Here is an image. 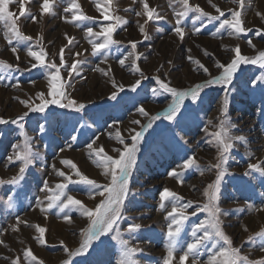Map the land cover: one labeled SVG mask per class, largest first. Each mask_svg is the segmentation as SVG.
I'll return each mask as SVG.
<instances>
[{
  "label": "rangeland",
  "instance_id": "rangeland-1",
  "mask_svg": "<svg viewBox=\"0 0 264 264\" xmlns=\"http://www.w3.org/2000/svg\"><path fill=\"white\" fill-rule=\"evenodd\" d=\"M69 2L70 0H53L52 12L41 13L42 0H29L26 8L36 16L35 21L31 16H19V5L10 4V11L18 18L19 30L24 35L32 37L31 40L13 38L14 34L11 33L6 35L8 29L0 22V61L13 65L18 63L21 69H29L13 72L12 79L0 72V75H5L3 82H0V117L9 120L8 124H0V133H3L0 138V179L10 180L19 173L21 167L20 161H7V157L17 151L15 145L24 143L19 124H12L10 121L27 111L21 101L34 100L39 91L47 92V70L43 67L31 68L29 61L34 58L27 55L28 48L34 51H40L42 48L46 53V64L52 60L60 63L61 48H64L67 64L70 65L76 59L84 60L80 76L73 73L70 78L67 70L62 68L61 83L65 84L66 94L71 93L73 99L87 103L89 108L87 113L73 114L71 110L50 106L49 111L56 109L60 117L52 122L46 135L38 130V125L45 122L43 119L45 114L31 112L23 121L24 131L31 138L34 150L40 152L41 158L29 166L19 189L8 184L0 186V229L6 230L0 232V239L5 242L0 244V264H11V260L17 256L21 258V264H25L23 253L28 248H31L33 255L38 261H43V264H64L68 257L60 242L63 241L70 249L78 247L79 230L86 226L87 218L72 210V222L69 223L63 219L64 213L57 215L59 209L56 207L47 213L41 212L36 206V199H44L46 195H50L42 191L43 183L47 181L50 187L55 188L57 183L62 182V178L57 176L52 168L53 164L57 169L72 175L74 180L77 179L74 171L63 165L61 159H70L89 178L101 184L106 183L107 179L102 174V169L93 164L92 160L95 157L89 156L86 144L99 137L94 147L103 146L108 155L118 157L119 154L113 149L122 146L113 138L115 135L113 129L118 128L128 142V130L135 128L139 131V125L131 122L140 120L142 124L146 123V118L136 109L142 106L150 115H155L162 111L171 99L169 94L153 96L151 89L158 87L155 77L159 76L173 87L186 88L209 78L195 61H199L215 76L219 74L215 61L219 60L222 63L229 61L237 45L241 49V54L246 56L255 57L264 51V34L260 36L256 34L257 29H264V19H261V16H264V0H245L243 9H239V5L231 3L230 0H212V3L217 4L221 10L239 9L242 13L241 19L244 21L243 26L251 28L252 31L229 36L227 30H221L220 35L214 37L211 33L216 30L219 22H209L204 18L193 24L197 13H189L181 25L185 28L183 40L174 32L176 13L183 11L180 0H148L149 6L155 9L156 14L163 17L160 20H150L144 25L149 39H144V34L139 31L137 24V21L144 24L147 19L146 15H136V12L143 10V0H136L135 3L133 0H112L111 4L107 5L109 15L123 17L128 23L120 24L113 32L112 38L119 40L120 44L111 45L109 49H102L95 55L89 41L102 43L104 37L89 35L87 28L92 27L94 32H99L105 25L117 22L105 20L103 13L96 8V3L104 0H76L80 8L66 13L64 9L69 6ZM189 2L193 6L200 5L213 15L217 14L208 0ZM72 15H86L93 19L72 21ZM228 16L229 13L226 12V17ZM195 27H201L199 35L194 33ZM69 37L73 38L71 45L68 44ZM9 39L12 40L11 44ZM38 39L40 45L36 44ZM249 40L255 47L248 44ZM130 42H138L134 57H128L121 66L119 61L133 51ZM11 47L18 48L19 61L11 52ZM77 52L80 53L79 57L75 55ZM105 55L108 56L107 62L104 61ZM189 56H192V61L188 59ZM97 65L105 72H109V75L95 71ZM136 67L148 79L142 80L141 85L133 92L129 86L140 78L139 73L135 71ZM260 71L264 69L259 64L241 65L233 85L229 86L233 87L234 91L230 94L228 117L231 124L235 125L230 131L234 136H245L247 142L236 141L230 150L228 168L231 175L225 177L219 201L222 213H228L221 215L226 234L232 239L233 246L240 247L242 254L248 255L250 260L264 258V252L260 251L264 246V240L259 237L253 241L248 240L249 236H255V233L264 228V211H250L246 207L252 203L255 207L264 208V202L259 197V193L264 191V185L260 183L256 174L244 175L248 163L264 161V90L248 82L249 78L258 75ZM113 78L118 84L125 85L124 91L118 94L116 101L110 99L111 93L118 91L112 86ZM68 82L72 87H67ZM17 83L19 86L13 87ZM224 90L222 85L206 89V95L202 93L203 103L183 113V135L187 141L184 147H178L171 142V130L166 127L168 121H158L153 126L154 130H149L145 135L141 152L138 154V169L130 183L132 195L125 206L124 215L131 219H126L121 225L122 229L127 228L129 223L141 225L138 232L125 236L132 246L141 249L135 256L138 264H162L166 256V230L169 221L166 219V211L159 209V194L165 187L184 197L185 202L187 200L203 202L205 199L202 196L203 189L214 180L215 170L205 171L203 176L195 169L185 170L183 183L170 177L168 173L188 155L195 154L205 169L209 164L217 162V148L214 144L208 143L212 137L204 131V127L207 126L209 132L218 130L207 125V120L212 119L214 125L219 123L220 99L224 95ZM80 115L85 116L92 126L82 129L78 140L69 149L67 145L70 137L75 134L73 133L75 117ZM61 148L64 149L63 152H60ZM248 153L254 155L249 157ZM14 191L19 193L16 206L9 208L6 206L7 196ZM66 191L88 207L94 208L101 199L99 196L91 198L88 187L83 184H69ZM46 204L47 201L41 207ZM165 205L166 210L171 209L169 201H165ZM194 209L195 206L187 209V212L191 213ZM16 216L27 222L20 225L19 231H13L10 227L16 224ZM205 216L206 213L201 212L190 217L181 239L190 241V225L199 222ZM37 224L45 228L44 244H40L36 239L40 235L35 227ZM245 227L247 231L244 230ZM178 255L179 252L173 264H178ZM99 258L95 255L76 257L74 262L92 264V261ZM206 258L204 256L202 259ZM186 264H191V258Z\"/></svg>",
  "mask_w": 264,
  "mask_h": 264
},
{
  "label": "snow or ice",
  "instance_id": "snow-or-ice-1",
  "mask_svg": "<svg viewBox=\"0 0 264 264\" xmlns=\"http://www.w3.org/2000/svg\"><path fill=\"white\" fill-rule=\"evenodd\" d=\"M112 0H104V2L96 3V8L99 9L105 20H114L117 23H109L101 28L99 32H94L92 27L87 28V33L93 37L103 36L104 40L102 43H97L90 40L89 43L92 44V53L95 55L102 49H109L111 45L120 44L119 40L112 38L113 32L120 24H127L128 21L123 17L111 16L109 15L108 4H111ZM135 3L136 0H133ZM231 3L239 5V9L245 7V0H230ZM16 3L19 5V16H31L33 21H35L36 16L32 14L26 8L29 0H0V22H3L8 29L9 33L14 34L13 38H19L22 40H31L32 37L24 35L18 27V18L10 11V4ZM183 5V11L176 13L177 19L175 21L174 32L183 40L185 37V28L181 25L183 24L185 18L189 13H197L193 20V24L196 21L207 18L209 22L217 21L219 22L218 27L214 32L211 33L212 36H218L221 30H227L228 35L244 33L245 31L251 32V28H245L243 26L244 21L241 19V11L235 8H227L226 10H221L217 4H213L212 0H208V3L216 11V15H213L200 5H191L189 0H180ZM80 5L76 3V0H70L69 6L64 9L67 12H73L78 10ZM53 9V0H42L41 13H51ZM226 12L229 16L226 17ZM137 16L146 15L147 19L144 24L139 25V31L144 34V39H149V36L145 30V24L150 20H160L163 19L159 14H156L155 9L150 7L148 0H143V10L141 12H136ZM257 15H261L257 13ZM67 19V17H65ZM93 17L86 15H72V21H82L91 20ZM264 19V16H261ZM161 30L162 29H158ZM194 33L199 35L201 33V27H195ZM258 36L264 34V29H257ZM12 40L9 39V44ZM73 43V38H68V44ZM132 44V52L128 53L124 59L119 61L120 65L125 64V60L128 57H134V50L138 42H130ZM36 44L40 45V39L36 40ZM248 44L251 47H255L252 41L249 40ZM67 47V45L65 46ZM191 52V49L188 50ZM11 52L15 54V58L19 61L20 56L18 54L17 47H11ZM234 55H232L227 62L215 61V67L219 70V74L213 76L207 67L201 64L199 61H195L199 68L209 77L203 82L196 83L190 87L178 88L173 87L170 83H166L161 80L159 76L155 77L158 87L152 88L151 92L153 96H158L161 94H169L171 99L168 101L167 106L155 115H150L141 106L136 110L137 112L146 118V123H141L140 120H133L131 123L139 125V131L135 128L128 130L129 135L127 137L128 142L124 136L120 134L118 128H114L115 133L114 139L119 142L122 146L121 148H115L113 151L117 152L118 157H113L108 155L103 146L94 147L97 144L96 139H92L91 142L86 144L87 151L90 157H95L92 162L98 168L102 169V174L106 177V183H98L96 180L89 178L73 163L70 159H61L63 165H67L71 170L74 171L77 179H73L72 175L57 169L55 164L52 165L57 176L62 178V182L57 183L55 188L49 186V183L45 181L43 183L42 191L50 193L46 195L44 199L37 198L35 203L36 206L40 208L41 212L47 213L54 207L59 209L60 213H64L63 219L69 223L72 222L71 212L76 210L79 212L80 216L87 218V224L79 230V244L78 247L70 249L63 241L61 245L64 247V252L67 254L68 259L64 261V264H79V261L74 262L76 257H90L97 256L100 257L92 261V264H138L135 259L137 253L141 251L138 247H134L130 244L129 239L125 236L131 235L138 232L141 229V225L136 223H129L127 228L122 229L121 225L125 220H130V217H125V206L126 201H129L132 195V189L130 183L134 172L138 169V154L141 152V144L145 140V135L149 133V130H154L153 126L157 124L158 121H168L167 128L170 131V140L178 147H184L187 141L184 138V116L183 113L189 112L198 107L203 103L204 95H206L205 90L211 88L214 85L224 86V95L220 99V118L218 124H213L212 119L207 120V125L212 126L218 130L209 132L207 126L204 127V131L208 133L212 139L208 141L210 144H214L217 148V162L214 164H209L207 168H202L195 154L188 155L186 158L182 159V162L173 168L168 175L175 178L176 180L183 183L182 177L184 176L185 170L195 169L199 171L201 176L204 175L205 171L211 172L215 170L214 180L207 184L203 189L202 196L205 198L203 202H197L193 200L184 201V197L177 195L175 192L165 187L159 194L160 202L159 209L161 211H166V219L169 221L167 224L166 238L167 242L165 247L167 249L166 256L162 260V264H173V261L177 259L178 264H186L191 258V264H264V258L258 260H250L248 255L242 254L240 247L233 246L232 239L226 234L224 230V222L221 219V215H227V212H223L219 206V201L221 198V189L225 181V177L231 175L228 168L229 154L230 150L235 146L234 142L241 141L247 142L246 137L243 135L234 136L231 134L230 129L234 128L235 125L231 124L230 118L228 117V109L230 104V94L234 91L233 85L234 80L237 77L238 70L241 65L244 64H259L262 69H264V51L259 52L258 56H246L241 54V49L237 45L234 50ZM208 54L207 52L205 53ZM27 55L34 58V60L29 61L31 68L35 69L37 67H43L48 73V87L47 92L39 91L36 93L35 99L23 100L21 103L27 108L22 115L17 116L10 122L12 124H19L20 135L24 136V143L16 144L15 148L17 151L14 155H9L7 157L8 162L20 161L21 167L19 168V173L13 176L10 180L0 179V186L5 184L12 185L13 187L19 189L22 182L25 179V175L29 166H31L34 161L41 158L39 151H35L31 138L28 137L27 133L24 131L25 124L23 121L28 117L31 112H39L45 114L43 119L44 123L38 125V130L41 134H47L50 129L52 122L58 120L60 113L56 109L49 111L50 106H56L58 109L71 110L73 114L87 113L89 112L88 104L81 102L79 100L73 99L71 93L66 94L65 84L61 83V69H66L68 76L71 78L73 73L76 76L81 75L82 65L84 60L76 59L70 65L65 62L64 58V48L60 49L59 60L60 63L57 64L54 60L49 63H45V51L41 48L40 51H34L32 48H28ZM77 57L80 53H75ZM190 61L193 60L192 56H189ZM108 56H104V61L107 62ZM135 63V59H133ZM171 63V61H169ZM28 68L21 69L19 64H11L5 61H0V72L7 75L9 79L14 78L13 72L16 71H28ZM95 71H100L104 75H109V72H105L104 69L100 68L99 65L94 69ZM110 71V69H109ZM135 71L139 73L140 78L137 79L133 84H131L130 90L135 92L137 88L141 85L142 80L148 79L145 74L139 70L138 67ZM159 71V69L157 70ZM5 75H0V82H3ZM18 80V78H17ZM251 85L259 87L264 90V71H260L258 75L249 78L248 81ZM34 84L35 81H32ZM112 86L118 91H113L111 93L110 99L116 101L118 94L123 92L125 89L124 84H118L113 78L111 80ZM19 83L13 85V87H18ZM67 87H72L70 82L67 83ZM17 99H19L17 97ZM186 101L188 103L186 104ZM9 120L0 117V124H8ZM116 122L114 121L113 124ZM85 116L80 115L75 117V123L73 125V133L70 137V142L67 147L72 148L73 144L78 140V136L82 129L91 127ZM158 126V125H157ZM111 136L112 133L110 132ZM3 133H0V138H2ZM64 149L61 148L60 152ZM249 157L254 155L253 153H248ZM179 169V171L177 170ZM256 174L260 183L264 185V161L258 163H248L247 170L244 173L245 176H253ZM69 184H83L89 189V195L91 198L99 196L101 199L95 207H88L81 200L77 199L71 194L67 193ZM19 193L18 191L11 192L7 196L6 206L9 208H14L16 206V200ZM259 197L262 202H264V191L259 193ZM47 201L46 206L41 207ZM165 201L171 203V209L166 210ZM195 209L188 213L187 209ZM246 207L250 211L260 212L264 211L262 207H255L254 204L249 203ZM67 210V212L65 211ZM244 209H239L243 211ZM206 213V216L199 220V222L192 223L190 225V241H184L181 239V234L186 226V222L189 221L190 217L197 216L198 213ZM26 221L20 219L16 216V224L10 226L13 231H19L21 224H26ZM39 234L36 239L40 244H44V233L45 228L40 225H35ZM247 231V228L244 229ZM6 231L0 229V232ZM256 237L264 240V228L255 233V236H249L248 240L253 241ZM0 244H5L3 239H0ZM7 247V245H5ZM260 251L264 252V246L260 248ZM25 264H43V261H38L33 255L31 248H28L23 253ZM206 256V259H202ZM107 257V258H104ZM4 259H10L9 257H4ZM11 264H21V258L17 256L15 259L11 260Z\"/></svg>",
  "mask_w": 264,
  "mask_h": 264
}]
</instances>
